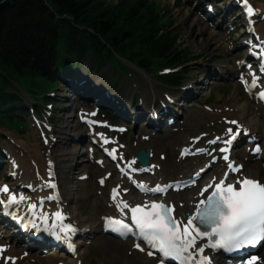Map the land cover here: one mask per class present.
I'll use <instances>...</instances> for the list:
<instances>
[{
	"label": "snow or ice",
	"instance_id": "obj_1",
	"mask_svg": "<svg viewBox=\"0 0 264 264\" xmlns=\"http://www.w3.org/2000/svg\"><path fill=\"white\" fill-rule=\"evenodd\" d=\"M243 3L246 11L251 15L253 9L248 5V0H243ZM259 56L264 59V49L259 53ZM260 71L264 72V65L261 66ZM259 80V75L252 73V81L249 85V82L241 77V82L245 84L246 88L256 87ZM260 96L264 98V92H261ZM230 123L237 124L236 121H230ZM227 134L230 138L224 142L230 146L240 133L233 132L232 128H228ZM104 142L108 143V140L105 138ZM210 143L215 144L216 140H212ZM200 151L203 152L204 149H200ZM220 151L227 153L230 148L225 147ZM254 151L260 153L261 146L255 145ZM223 159L228 161V155H224ZM132 164H135V161H132L129 167ZM241 167L234 165L233 162L227 164V169L231 172L239 173ZM199 175L200 173H197V177ZM49 186L55 188L54 184ZM139 187L146 192L155 194L165 193L166 188L171 185L154 188H145L143 185H139ZM205 193L208 194L205 195ZM0 194H7V200L0 199V205L4 206L5 214H12L8 212V209L13 205H19L26 199L23 194L17 195L7 185L0 188ZM117 195L118 191L114 189L112 199L116 202L115 207L122 215L125 209L130 211L131 224L126 223L124 219L105 217L106 226L113 231L133 233L142 238L150 249L147 252L148 256L154 255L153 250L159 253L158 264H167L169 260L174 261L175 264H193L196 257L193 256L191 249H196L200 257L199 264H212V257L205 255V247L197 248L198 240H206L207 247L212 250H224L229 254L256 248L264 243V182L255 178L244 176L228 182V172L226 171L223 178L218 181L213 179L200 191L203 199H200L195 205L194 213L186 217H177L174 214V207L164 203L131 206L126 201L117 200ZM36 208V204L29 206V211L35 218L29 219L25 227L30 225L37 232L41 231V225L36 222L39 219L43 224L44 232L57 241L66 242L68 250L74 253L72 235L77 229L71 224L64 223L66 217L60 211L54 213L57 223L49 227V216H37ZM18 221L23 222L24 217H19ZM135 246L140 251L145 250L141 248L140 244ZM242 264H264V257L259 254H250L242 261Z\"/></svg>",
	"mask_w": 264,
	"mask_h": 264
},
{
	"label": "trees",
	"instance_id": "obj_2",
	"mask_svg": "<svg viewBox=\"0 0 264 264\" xmlns=\"http://www.w3.org/2000/svg\"><path fill=\"white\" fill-rule=\"evenodd\" d=\"M108 7L98 0H0V70L52 82L60 48L103 57L114 50L139 66L149 60L187 62L177 49L179 36L158 26L147 1Z\"/></svg>",
	"mask_w": 264,
	"mask_h": 264
},
{
	"label": "rangeland",
	"instance_id": "obj_3",
	"mask_svg": "<svg viewBox=\"0 0 264 264\" xmlns=\"http://www.w3.org/2000/svg\"><path fill=\"white\" fill-rule=\"evenodd\" d=\"M101 2V4L105 7L108 5V8L117 7V5L121 2V0H98ZM148 1H156L158 2L163 9L166 11H170V16L173 20L174 28L178 27V35L180 36V42L181 44L191 49V52L196 55H200V58L198 60H194V63H192L188 69L187 75L194 76L196 79L199 77L198 67L202 68H210L214 63L217 64L222 69H229V64H232L231 58L229 57V49L227 48V44L223 43L224 37L220 35L218 32L212 29H208L207 27H204L200 24L199 18L194 17L191 14V5L187 2V0H148ZM193 38L196 40L201 41L200 45H196L192 43ZM205 54V55H204ZM203 58V59H202ZM133 80V79H131ZM190 78L189 81H185L183 84H187L191 81ZM21 82V86L17 81L11 82V88L12 90L16 91L17 89L18 94H22L26 97L25 92L34 91L36 93H39L40 95H45L47 92L50 91V88L48 87L49 84L46 81L45 78L37 77L34 78L32 81L31 79L26 81L25 79H19ZM224 83L217 82L214 86L211 88V95L207 96V92L210 91L207 88L204 89L203 95H206V97H203L202 100L205 102H210L213 99H221L223 102L226 99V97H232L234 98L235 102L239 104V106H244V103L249 102H242L240 97L237 96V93H240L238 86L236 84L230 85V88L223 89ZM23 86V87H22ZM148 86V84H147ZM148 88V87H147ZM26 100H29L31 102V98H26ZM250 106V105H249ZM251 109V107H250ZM252 118V112L250 111L247 113L246 119L249 120ZM31 132V131H30ZM10 133L6 132L5 130H0V145L3 144L2 141L9 142L7 139L4 138L9 135ZM28 134L18 136L16 135L15 138L19 139L18 141L25 140L27 138ZM32 144H38L40 145L39 141L35 139V135H31L30 133ZM66 141L63 142L60 146L55 147V154L57 155L58 161H62L66 157H71L70 155L74 153V151L80 149L79 147L74 148V144L72 141L69 140L68 137H65ZM22 139V140H21ZM41 146V145H40ZM69 154V155H67ZM73 158V156H72ZM71 158V159H72ZM64 182L67 183L68 186V192L69 195L73 192L72 186L73 180L68 176H63ZM93 188V190H92ZM92 188H90V191H93V194H97L98 190L96 186L94 185ZM99 193V192H98ZM103 196V195H102ZM101 194L98 195L99 201H97V205L101 208L103 206V201H100L102 198ZM83 197V196H80ZM95 199H90V201L86 203H82L78 200L72 201V208L74 211V207L78 208V211L81 213L82 217L86 218L89 216V209L90 205ZM105 246L107 249H95L94 246H90L88 253L86 254L88 264H110L109 259L115 258V264H124V260L128 259L126 255V250H124V247H120L117 244L113 243L110 240L105 239ZM105 260L107 262H105ZM132 264H141L139 262H132Z\"/></svg>",
	"mask_w": 264,
	"mask_h": 264
},
{
	"label": "bare ground",
	"instance_id": "obj_4",
	"mask_svg": "<svg viewBox=\"0 0 264 264\" xmlns=\"http://www.w3.org/2000/svg\"><path fill=\"white\" fill-rule=\"evenodd\" d=\"M192 43L196 44L197 46L200 45L201 41L199 40H196L195 38H193V41ZM159 61V60H158ZM173 61V60H172ZM192 83L196 86H200L199 83L200 81L199 80H193ZM211 95V91H208L207 92V96H210ZM244 109V112L245 114L246 113H249V105L248 104H244V106L242 107ZM243 111H241V109L239 110V113L237 114H233L232 116H235V117H239V118H242V116H240L241 114L243 115L244 114ZM245 114L243 115V117H245ZM210 118H214V119H217L214 115L212 114H209L208 115ZM188 117V116H187ZM192 120V123L195 124V126L197 128H201L203 127L204 128V120L201 118L200 115L196 114L193 118L189 117L188 118V121H191ZM257 125V129H260L261 131L259 132V135L261 137L264 136V132L262 130L261 127H264V122H262V120H257L256 122H253L252 125ZM188 126V124L186 123V127ZM191 126H189L190 128ZM29 152V151H28ZM134 151H132L133 153ZM137 152V151H136ZM135 152V153H136ZM134 153V154H135ZM169 153V156H166V159L164 161L160 160L158 156H155L154 157L152 156V159H151V163H155V162H158L160 161V163L162 164L163 166V170L161 172V177L167 179V181H170L172 180V170L175 169V165L177 164V158L175 157V154L174 152H168ZM32 158V157H30ZM31 161V159H30ZM184 165V168H187V163L186 162H183ZM173 167V168H172ZM181 165H176V169H180ZM31 166L30 167H27L26 166V178L27 179H32V177L34 178L35 177V173L33 172V175L30 173V170H31ZM171 174H170V172ZM85 187H87V184H85ZM197 194L196 192L194 191H190L189 189L188 190H185L184 192H180L179 194H175L171 197V200L173 203H177V205L180 207L179 210L182 211V212H185L186 210H188V204L190 203V201L192 199H194V197H196ZM97 201L94 200L92 202V204L90 205V209H89V216L84 218L82 217L81 213L78 211V208L77 207H74V217H76L75 219L78 220V222L81 224L82 227H92V228H95L96 225L98 224L99 222V218L101 217L102 215V211L100 209V207H98L97 205ZM51 210H55V207L54 206H51ZM94 248L95 249H107L106 246H105V242L104 240H97L95 241V243L93 244ZM13 251V250H12ZM85 252L88 251V249L86 248L84 250ZM84 252V253H85ZM106 253V251H105ZM50 255V254H49ZM56 258L53 257V255L51 257H48L46 260L44 261H39V264H56ZM115 258H111L109 259V263L110 264H115ZM124 264H132V262L130 260H124Z\"/></svg>",
	"mask_w": 264,
	"mask_h": 264
}]
</instances>
